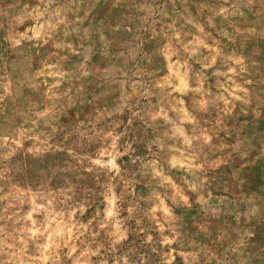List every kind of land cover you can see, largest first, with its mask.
Returning a JSON list of instances; mask_svg holds the SVG:
<instances>
[{
	"label": "rangeland",
	"instance_id": "rangeland-1",
	"mask_svg": "<svg viewBox=\"0 0 264 264\" xmlns=\"http://www.w3.org/2000/svg\"><path fill=\"white\" fill-rule=\"evenodd\" d=\"M0 264H264V0H0Z\"/></svg>",
	"mask_w": 264,
	"mask_h": 264
}]
</instances>
